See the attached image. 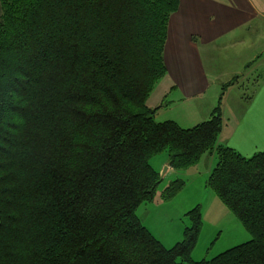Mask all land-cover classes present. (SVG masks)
Returning <instances> with one entry per match:
<instances>
[{"label":"trees","instance_id":"16d2710c","mask_svg":"<svg viewBox=\"0 0 264 264\" xmlns=\"http://www.w3.org/2000/svg\"><path fill=\"white\" fill-rule=\"evenodd\" d=\"M179 2L0 0V264H264V150L220 143L239 77L192 127L148 104ZM163 151L174 169L216 154L207 184L250 240L193 260L199 206L175 246L154 236L137 208L157 194L150 158Z\"/></svg>","mask_w":264,"mask_h":264},{"label":"crops","instance_id":"0c3cea01","mask_svg":"<svg viewBox=\"0 0 264 264\" xmlns=\"http://www.w3.org/2000/svg\"><path fill=\"white\" fill-rule=\"evenodd\" d=\"M220 50L248 57L245 73L256 84L248 98L233 95L243 77L224 80L214 70ZM165 59L164 99L171 100L163 107L199 106L197 116L203 118L196 124L209 118L224 82L239 77L223 97L220 143L247 157L264 150V0H180L170 19Z\"/></svg>","mask_w":264,"mask_h":264},{"label":"rangeland","instance_id":"374dc122","mask_svg":"<svg viewBox=\"0 0 264 264\" xmlns=\"http://www.w3.org/2000/svg\"><path fill=\"white\" fill-rule=\"evenodd\" d=\"M218 55V62L214 60V64H212L214 70L216 72L218 70V76L224 80L232 79L236 75L243 77L242 82L237 84L234 89L233 95L236 97L242 94L248 98V95L256 90L254 89L256 86L253 83L254 80H248L245 73L244 64L248 61V57H239L240 53L226 50H220ZM164 83L162 79L148 99V104L154 108L162 106L156 114V120H175L185 128L199 122L197 120L203 118L197 116L199 106L181 105L176 102L163 107L171 100L169 97L164 99L166 91ZM226 83L224 82V84ZM217 87L220 90L221 86ZM218 92L220 93V91ZM171 97L175 98V95L173 94ZM167 163V151L155 154L150 158V164L160 175L163 174L165 166H169ZM216 163V154L207 153L194 166L186 169H168L162 177L154 200L144 202L137 208L141 222L166 248H172L183 240L185 229L193 224L188 213L199 206L202 223L192 252V259L196 261L210 260L229 248L247 242L252 237L239 218L207 184ZM175 181H183V188L172 198L165 199L163 197L165 190Z\"/></svg>","mask_w":264,"mask_h":264},{"label":"water","instance_id":"95a60500","mask_svg":"<svg viewBox=\"0 0 264 264\" xmlns=\"http://www.w3.org/2000/svg\"><path fill=\"white\" fill-rule=\"evenodd\" d=\"M168 169H169V166L166 165L164 168L163 174L161 175V178L165 175V173L168 171Z\"/></svg>","mask_w":264,"mask_h":264}]
</instances>
